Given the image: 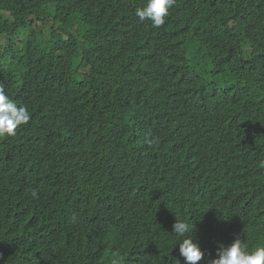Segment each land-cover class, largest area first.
<instances>
[{
  "label": "trees",
  "instance_id": "16d2710c",
  "mask_svg": "<svg viewBox=\"0 0 264 264\" xmlns=\"http://www.w3.org/2000/svg\"><path fill=\"white\" fill-rule=\"evenodd\" d=\"M146 2L0 0V264H183L198 212L199 264L264 245V0Z\"/></svg>",
  "mask_w": 264,
  "mask_h": 264
},
{
  "label": "clouds",
  "instance_id": "9594fccd",
  "mask_svg": "<svg viewBox=\"0 0 264 264\" xmlns=\"http://www.w3.org/2000/svg\"><path fill=\"white\" fill-rule=\"evenodd\" d=\"M174 4L175 0H147L145 6L135 10V15L141 22L148 20L154 27H160L164 25ZM30 119L29 110L18 106L6 93L4 86L0 85V136H14L17 129ZM193 223L194 221L177 220L173 225L174 234L183 237L178 244L183 264H199L206 256L199 240L194 236L196 226L193 228ZM215 255L211 264H264V245L250 250L243 240L235 239L228 246L220 245ZM112 264H122V258L114 260Z\"/></svg>",
  "mask_w": 264,
  "mask_h": 264
},
{
  "label": "bare ground",
  "instance_id": "6f19581e",
  "mask_svg": "<svg viewBox=\"0 0 264 264\" xmlns=\"http://www.w3.org/2000/svg\"><path fill=\"white\" fill-rule=\"evenodd\" d=\"M170 166H171V162L165 161L162 166H160V167L154 166L153 169H149L148 172H147V174L150 175L149 177H160L162 179L163 178V175L166 174V173H168L170 171ZM196 220H197V222L202 221L201 218H200V212H198L195 215L193 221L195 222ZM207 227H209V226L206 225L205 228H207ZM172 228H173V226H172ZM209 230H211V228H209L208 231ZM214 244L215 243H212L210 245L211 247H209V248L206 249V253L207 254H210V253L213 252ZM161 246L164 247V245H161Z\"/></svg>",
  "mask_w": 264,
  "mask_h": 264
},
{
  "label": "rangeland",
  "instance_id": "374dc122",
  "mask_svg": "<svg viewBox=\"0 0 264 264\" xmlns=\"http://www.w3.org/2000/svg\"><path fill=\"white\" fill-rule=\"evenodd\" d=\"M39 28H41V25H39ZM45 30V29H44ZM46 35H48L46 32H44ZM5 42H6V39H5V37H2L1 38V43L2 44H5Z\"/></svg>",
  "mask_w": 264,
  "mask_h": 264
}]
</instances>
